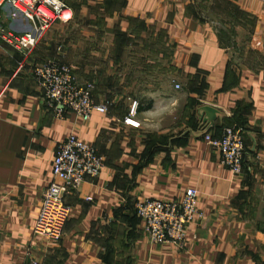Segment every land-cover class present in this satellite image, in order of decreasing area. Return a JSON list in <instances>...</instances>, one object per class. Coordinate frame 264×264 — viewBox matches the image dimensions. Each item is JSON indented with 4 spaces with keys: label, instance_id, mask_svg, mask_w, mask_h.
Listing matches in <instances>:
<instances>
[{
    "label": "crops",
    "instance_id": "1",
    "mask_svg": "<svg viewBox=\"0 0 264 264\" xmlns=\"http://www.w3.org/2000/svg\"><path fill=\"white\" fill-rule=\"evenodd\" d=\"M62 1L77 32L132 21L160 28L186 95L137 97L149 106L135 111L133 124L123 119L134 100L110 91L92 93L95 102L110 101L105 113L56 117L30 73L32 64L65 59L56 34L44 32L26 58L0 44V264H29L30 256L39 264H264V0ZM1 18L16 32L27 28ZM228 125L242 131L237 176L203 140ZM69 134L92 145L103 164L64 195L68 215L60 238L49 241L31 228L55 146ZM188 187L202 217L184 227L183 246L149 243L135 203L178 199Z\"/></svg>",
    "mask_w": 264,
    "mask_h": 264
},
{
    "label": "built area",
    "instance_id": "2",
    "mask_svg": "<svg viewBox=\"0 0 264 264\" xmlns=\"http://www.w3.org/2000/svg\"><path fill=\"white\" fill-rule=\"evenodd\" d=\"M1 15L19 18L26 30L16 32L3 25ZM72 11L62 0H0V44L7 45L26 58L41 35L54 23H66ZM30 73L42 91L46 106L56 117L64 111L73 112L87 120L92 112L105 113L110 106L108 99L95 102L89 83H78L70 66L56 58L30 66ZM177 87V85H175ZM136 102L131 101L125 123L133 124ZM203 140L219 154L220 164L232 175L241 172L243 161L242 131L236 125L223 126L218 137L203 134ZM102 157L95 148L69 134L56 144L50 161V180L43 189L31 232L36 237L57 241L68 215L64 195L77 189L84 176L95 177L102 168ZM197 190L186 188L178 199H143L134 205L135 215L143 223V232L151 244L170 243L181 248L184 227L202 217L196 209ZM29 256V253H27ZM29 264H39L29 257Z\"/></svg>",
    "mask_w": 264,
    "mask_h": 264
},
{
    "label": "rangeland",
    "instance_id": "3",
    "mask_svg": "<svg viewBox=\"0 0 264 264\" xmlns=\"http://www.w3.org/2000/svg\"><path fill=\"white\" fill-rule=\"evenodd\" d=\"M220 7V14L224 15V4ZM77 29L66 22L54 23L46 31L56 34L55 44L65 54L61 60L70 66L78 83L91 85L92 93L110 91L111 95H129L130 100L137 101V97L150 91L157 90L160 94L165 89L172 97H185V80L175 64L173 43L160 28L139 21L124 26L83 24L81 31ZM69 43L77 49L70 50ZM175 116L173 126L180 118L179 113Z\"/></svg>",
    "mask_w": 264,
    "mask_h": 264
},
{
    "label": "trees",
    "instance_id": "4",
    "mask_svg": "<svg viewBox=\"0 0 264 264\" xmlns=\"http://www.w3.org/2000/svg\"><path fill=\"white\" fill-rule=\"evenodd\" d=\"M133 22V21H132ZM137 22H139V21H137ZM61 61V60H60ZM149 105H148V103L146 104V103H144V105L142 106V103H136V108H135V111H138V110H141V109H143V108H147ZM241 170H242V168H241Z\"/></svg>",
    "mask_w": 264,
    "mask_h": 264
}]
</instances>
